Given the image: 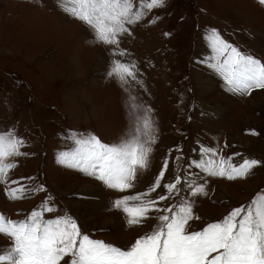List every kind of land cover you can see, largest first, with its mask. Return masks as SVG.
<instances>
[{
	"label": "rangeland",
	"instance_id": "1",
	"mask_svg": "<svg viewBox=\"0 0 264 264\" xmlns=\"http://www.w3.org/2000/svg\"><path fill=\"white\" fill-rule=\"evenodd\" d=\"M139 10L141 19L125 25L128 31L118 35L117 45H108L61 11L57 0H0V133L23 142L20 155L8 160L15 167L0 182V214L6 219L23 221L47 204L54 211L44 212L42 219L70 215L82 234L127 249L157 225L159 215L169 214L166 208L189 205L186 231L195 232L264 193V89L245 95L229 91L213 68L223 57L209 40L215 30L264 64V5L259 0H162ZM115 60L134 64L135 80L122 85L110 78ZM145 117L155 142L147 145V167L137 171L132 188L109 189L59 162L62 152L74 149V136L92 134L111 145ZM228 158L236 166L244 159L260 163L233 180L196 167ZM162 170L161 186L150 192ZM176 177L181 183L169 193L162 185ZM200 185L204 194L193 195L190 186ZM10 188L21 189V198L12 199ZM145 193L159 211L129 225L113 202ZM10 243L0 235V251Z\"/></svg>",
	"mask_w": 264,
	"mask_h": 264
},
{
	"label": "snow or ice",
	"instance_id": "2",
	"mask_svg": "<svg viewBox=\"0 0 264 264\" xmlns=\"http://www.w3.org/2000/svg\"><path fill=\"white\" fill-rule=\"evenodd\" d=\"M162 0H57L61 11L87 25L95 34L97 42L117 45V37L126 33V24L131 25L142 17L140 8L152 9ZM264 5V0H259ZM214 52L222 61L213 65L224 79L228 90L250 94L253 89H264V64L251 55L242 54L215 32L209 36ZM123 55V53H120ZM135 65L115 60L107 75L122 85L135 80ZM152 124L145 117L137 121L135 128L118 143L104 144L95 135L82 134L73 137L74 149L62 152L59 162L85 175L101 181L109 189L124 192L133 187L131 183L137 171L145 169L154 143L150 136ZM255 134V133H253ZM142 136L147 139L142 140ZM22 141L12 133H0V182L8 179L15 167L8 160L20 155ZM204 152H212L204 149ZM260 162L244 159L238 166L230 158L221 159L219 165L208 160L196 167L210 176L229 180L243 178ZM164 168H167L165 161ZM165 172L155 177L149 191L161 186ZM181 183L162 185L169 193ZM190 190L193 195L204 194L202 185ZM21 189H8L12 199H20ZM147 194L123 196L113 202V207L122 211L129 225H138L149 217L156 202L145 199ZM167 197L160 196L159 200ZM135 202V203H130ZM54 209L45 204L39 211H32L25 220L14 221L0 214V235L11 243L0 251V264H264V193H258L247 206L233 208L222 220L208 223L202 230L186 231L192 219L191 207L181 204L178 208H166L152 230L137 238L127 249H121L103 241L93 240L82 234L77 222L70 215L42 219L44 212ZM215 253V255H212Z\"/></svg>",
	"mask_w": 264,
	"mask_h": 264
}]
</instances>
